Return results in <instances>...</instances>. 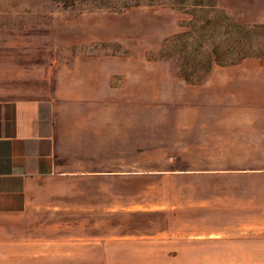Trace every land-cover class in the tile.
I'll use <instances>...</instances> for the list:
<instances>
[{
	"label": "rangeland",
	"instance_id": "1",
	"mask_svg": "<svg viewBox=\"0 0 264 264\" xmlns=\"http://www.w3.org/2000/svg\"><path fill=\"white\" fill-rule=\"evenodd\" d=\"M193 2L0 0V99L39 102L72 173L26 209L116 262L169 264L171 169L264 168V0Z\"/></svg>",
	"mask_w": 264,
	"mask_h": 264
},
{
	"label": "crops",
	"instance_id": "2",
	"mask_svg": "<svg viewBox=\"0 0 264 264\" xmlns=\"http://www.w3.org/2000/svg\"><path fill=\"white\" fill-rule=\"evenodd\" d=\"M57 151L36 99H0V264H130L116 262L114 244L68 236L26 209L44 179L72 174ZM170 174L169 264H264V168L228 163Z\"/></svg>",
	"mask_w": 264,
	"mask_h": 264
},
{
	"label": "trees",
	"instance_id": "3",
	"mask_svg": "<svg viewBox=\"0 0 264 264\" xmlns=\"http://www.w3.org/2000/svg\"><path fill=\"white\" fill-rule=\"evenodd\" d=\"M205 0H194V2H193V6L194 7H196V6H201V8H202V6H203V2H204ZM210 2H216V1H218V0H209ZM201 11H203V9H201ZM182 12H185V13H190V17L189 18H187L186 19V21H190V19H194V20H201L204 24H206L207 23V21L209 20V18H206V17H200V16H194V12H195V9H184V10H182ZM199 28H202V25H199ZM188 34H189V31H188ZM165 42H167V45L166 46H164L163 48H162V52H161V54L160 55H165V56H170L171 54V38H166V40H165ZM185 46H187V43H186V41L183 43V47H185ZM161 51V47H160V49H159V52ZM187 62V61H186ZM209 63V62H208ZM185 64V63H184ZM184 79H187V78H185L184 77Z\"/></svg>",
	"mask_w": 264,
	"mask_h": 264
}]
</instances>
